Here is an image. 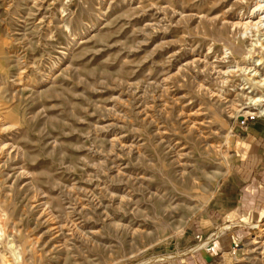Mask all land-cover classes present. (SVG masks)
Here are the masks:
<instances>
[{"label": "rangeland", "instance_id": "1", "mask_svg": "<svg viewBox=\"0 0 264 264\" xmlns=\"http://www.w3.org/2000/svg\"><path fill=\"white\" fill-rule=\"evenodd\" d=\"M244 1L0 0V225L7 227L0 251L10 237L22 253L18 264H149L174 254L181 255L150 264H264V249L251 247L264 207L237 226L211 216L241 135L264 122L243 117L248 102L237 95L250 87L245 76L220 79L212 70L242 61L231 47L244 44L218 22L248 15L261 0ZM202 15L216 23H199ZM205 57L199 67L188 64ZM196 111L201 132L179 118ZM79 202L78 218L94 237L62 248L52 229ZM106 214L123 227L104 222ZM221 228L220 238L245 234L213 254Z\"/></svg>", "mask_w": 264, "mask_h": 264}, {"label": "bare ground", "instance_id": "2", "mask_svg": "<svg viewBox=\"0 0 264 264\" xmlns=\"http://www.w3.org/2000/svg\"><path fill=\"white\" fill-rule=\"evenodd\" d=\"M243 2L245 4L244 0H237L238 4H242ZM179 15L182 16L181 14H179ZM175 16H176V14H175ZM183 18L184 19L185 18L186 19L187 18L192 19V16H189V17L184 16L181 19H183ZM195 18H197L199 20V23H202V22L209 23V24H215L216 23L214 20L208 19L209 17L208 18L203 17V15L201 17L198 16ZM217 19H219V18H217ZM218 23L221 25L220 27H222L225 32H226V30L230 31L232 33V36L236 37L235 40L241 41L244 45H236V44L233 45V43L231 42L232 43L231 46L233 45L231 48L234 49L235 54H238L241 57L242 61L237 62L232 67L231 70H226V71H222V70L218 69V67H216L215 64H214L215 67H213V64H212V70H214L213 74L217 75L218 78H220V79H223L224 77H226L228 79V78L232 77V74H234V73H239V72L242 73L245 76L244 81L247 82L248 85H250L249 88H245V87L240 88L239 89L240 93H238V95H237L240 98H242L241 100L244 99V101H242L243 103H245L246 101L248 102V103L246 102L247 104L245 106L243 105L244 107L242 108V110H246L245 113L243 112L244 114H246L245 116L243 115V117H251V116L261 117V116H264V94H261L259 96V93L255 92V90H252V88H255V87H258V88L264 87V0L257 2L256 5H254L253 8L250 10L248 15L242 14L238 18V20H235L234 22L228 21L225 19V20H222ZM229 54H231V52ZM206 60H207V57H205V59L194 58V60H192L188 64H190V65L194 64V65H197L199 67V65H203L204 63H206L207 62ZM216 62L218 63V61H216ZM188 64H187V66H188ZM205 67L208 68L209 65H205ZM227 79L223 83L228 84L230 82V80L228 81ZM174 85H175V83H174ZM199 89H200V92H207V89L204 88L202 85H200ZM247 90L249 92L246 93L245 91H247ZM214 96L216 97L217 95H213V97ZM234 103H235V101L232 102L231 106L234 107V105H233ZM164 108H166V106H164ZM199 113H201V112L196 111V112L187 113V114H183L182 112H180L179 118L182 121L181 124L186 125L188 127V129L191 131L192 130L196 131V132L203 131V129H204L203 127L205 126V122H199L200 120L197 119V116L199 115ZM157 136L159 137L160 145L163 146V145L167 144L169 151H171L173 149L171 147L170 142L167 141L166 138L164 137V133H162L158 130ZM212 148L214 149V147H212ZM129 149H130V152H134V150L136 149L135 144L129 146ZM173 153L175 154L174 155L175 156V158H174L175 163H181V158L184 157L183 154H180V152H175V151ZM136 180H138V179H136ZM135 190H136V188H135ZM131 199L128 200L127 195L121 198V203L119 202L120 203L119 204L120 212H123L124 214H126L127 210L124 207H126L127 205L130 206ZM80 202H81V200H80ZM139 203H140V201H139ZM136 205H138V204H136ZM70 209H71V211L65 213V216H64L65 219L63 221H61L60 223H56L54 228L52 229L54 232L53 235H55L57 240L60 243H62V244H60V246L62 248H67L68 246H70L69 243L71 242V240L74 242L75 238L81 239V241L82 240H88L89 241V239H92V237H94V234H95L94 230L92 231V229L90 227H88L89 224H87L86 222L80 221V219L82 217L78 218L79 216L84 214V209H85L84 204L80 203V205L78 204V206H76L74 208H70ZM103 209L105 210L106 208H103ZM133 211L135 212L134 209H133ZM138 211H140V210L138 209ZM5 213L6 212L4 210H2V213L0 212V220L2 218L1 215H5ZM87 221H89V219ZM104 222H110L111 225H115L116 227H121V228L123 227V225L119 224L118 222H115V220L112 217H110V215H108V214L105 215ZM124 228H127V227H124ZM6 229H7V227H5L4 225H0V241H1V238L3 237V235L6 233ZM212 239H213V237L210 238L209 242ZM93 242H95V241H93ZM96 242H97V240H96ZM207 244H208V242L204 243L203 245H200L199 247H203V246L205 247ZM199 247H197L195 250H197ZM251 247L253 248L252 250L264 249V224L261 225L259 232H258V235L253 238V242H252ZM180 255L181 254H174V255L163 256V257H161V256L155 257L149 261V264L153 263V262H157V261L173 259V258L179 257ZM21 256H22V253L19 251V247H17V245L9 237V239L6 243L5 249L3 251H0V264H18V261L21 259Z\"/></svg>", "mask_w": 264, "mask_h": 264}, {"label": "crops", "instance_id": "3", "mask_svg": "<svg viewBox=\"0 0 264 264\" xmlns=\"http://www.w3.org/2000/svg\"><path fill=\"white\" fill-rule=\"evenodd\" d=\"M239 142L238 161L233 165L230 174L222 182L211 202V216H219V219L225 218L232 222V226L243 224V222H253L260 209L264 207V122H251L246 133L241 135ZM254 143H256V149L251 151L250 144ZM249 152L252 154L255 152V156L251 155L247 158ZM242 153H244L243 156ZM242 169H246L245 172L248 170L250 174H240ZM256 171H261V174H253ZM223 231H225L224 228H221L220 231L213 234L216 235L215 238L219 236L213 244V254L230 249L234 245V241L245 234L242 230L220 238V232ZM202 256L206 259L209 258L206 251L202 252Z\"/></svg>", "mask_w": 264, "mask_h": 264}, {"label": "built area", "instance_id": "4", "mask_svg": "<svg viewBox=\"0 0 264 264\" xmlns=\"http://www.w3.org/2000/svg\"><path fill=\"white\" fill-rule=\"evenodd\" d=\"M264 118V116H261V117H258V116H251V117H249V118H251V119H254V118ZM246 119H248V117H245ZM246 119H240V123H241V125L242 126H245L246 125Z\"/></svg>", "mask_w": 264, "mask_h": 264}]
</instances>
